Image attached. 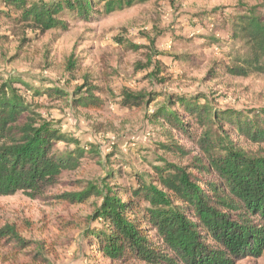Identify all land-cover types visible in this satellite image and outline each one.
I'll return each instance as SVG.
<instances>
[{
  "label": "trees",
  "instance_id": "obj_1",
  "mask_svg": "<svg viewBox=\"0 0 264 264\" xmlns=\"http://www.w3.org/2000/svg\"><path fill=\"white\" fill-rule=\"evenodd\" d=\"M144 1L5 0V5L19 13L14 21L43 35L51 29L66 31L70 19L87 21ZM229 29L241 48L229 55L225 71L233 76L264 75V14L241 5L229 18ZM68 67L76 66L70 61ZM46 86L33 87L12 77L0 85V197L23 193L45 200L49 189L65 185L62 173L79 169L84 158L101 156L95 145H80L57 121L43 117L35 98L97 110L103 105L97 93L106 90L85 77L84 91L76 87L69 100L65 90ZM119 96L118 103L128 108H143L155 98L150 92L128 89ZM149 120L165 140L157 143L148 179L133 173V183L112 185L109 182L121 170L110 169L101 188L87 183L80 191L56 197L72 204L86 203L93 195L101 198L82 233L86 255L141 264H236L260 257L264 108H219L202 93H168ZM248 143L255 149L246 147ZM115 154L106 153L105 163H113ZM0 240L15 251L32 248L35 261L48 262L43 244L21 237L12 225L0 228Z\"/></svg>",
  "mask_w": 264,
  "mask_h": 264
},
{
  "label": "rangeland",
  "instance_id": "obj_2",
  "mask_svg": "<svg viewBox=\"0 0 264 264\" xmlns=\"http://www.w3.org/2000/svg\"><path fill=\"white\" fill-rule=\"evenodd\" d=\"M241 5L264 14V0H146L95 19H70L66 31L40 35L25 22L14 21L19 13L0 0V85L9 77L33 87L55 85L71 100L76 87L86 88V77L106 90L97 93L103 101L97 110L35 98L43 117L57 121L80 145H95L101 156L84 158L79 169L62 173L65 185L49 189L45 200L23 193L0 197V228L12 225L21 237L41 242L48 261H35L32 248L15 251L0 240V264H141L86 255L82 233L100 197L78 204L56 197L80 191L87 183L101 188L110 169L121 170L112 185L133 183V173L148 179L157 143L165 140L149 116L168 93H202L219 108H264L263 74L233 76L224 69L229 55L240 52L241 41L231 37L229 18ZM70 61L75 68L68 67ZM13 85L24 90L22 84ZM122 89L150 92L155 98L143 108L123 107L118 103ZM246 147L255 149L250 143ZM112 151L116 154L109 165L104 156ZM236 264H264V252Z\"/></svg>",
  "mask_w": 264,
  "mask_h": 264
}]
</instances>
